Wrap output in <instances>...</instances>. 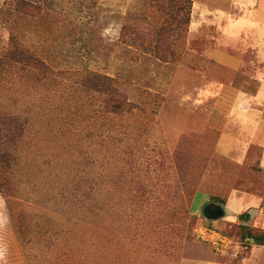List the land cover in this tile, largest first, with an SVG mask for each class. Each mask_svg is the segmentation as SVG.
I'll list each match as a JSON object with an SVG mask.
<instances>
[{
	"label": "rangeland",
	"instance_id": "rangeland-1",
	"mask_svg": "<svg viewBox=\"0 0 264 264\" xmlns=\"http://www.w3.org/2000/svg\"><path fill=\"white\" fill-rule=\"evenodd\" d=\"M15 1L0 0V55L14 34L51 71L48 79L20 67L0 76V109L29 120L14 178L31 227L17 237L0 194V264H264V245L242 229L264 231V177L240 172L264 141L229 118L239 93L264 99V0H218L208 12L193 0L176 58L174 36L160 38L167 61L131 45L149 43L162 25L154 0H29L39 10L28 14ZM124 25L140 29L139 39L122 35ZM225 54L242 66H225ZM92 72L117 78L145 110L85 112L82 80ZM175 152L195 158L187 181L200 189L191 200ZM228 188V215L207 220L211 192ZM247 212L255 216L245 224ZM204 228L228 237L225 251L204 239Z\"/></svg>",
	"mask_w": 264,
	"mask_h": 264
},
{
	"label": "trees",
	"instance_id": "trees-1",
	"mask_svg": "<svg viewBox=\"0 0 264 264\" xmlns=\"http://www.w3.org/2000/svg\"><path fill=\"white\" fill-rule=\"evenodd\" d=\"M155 7L163 12L165 19L159 27L156 26L153 31L154 36L149 43L145 41H134L131 45H139L149 50L157 58L161 60H168L167 54H164L168 47L164 46L160 38L164 34L172 35L175 38V58L176 47L183 41L190 28L191 14L193 8V0H154ZM14 9L18 13L28 14V8L33 7L39 10L37 5H34L29 0H16L14 2ZM9 13L12 7L9 5ZM152 26V27H154ZM129 29V30H128ZM152 28H149V30ZM139 30L136 27H128L124 25L122 35L126 31L130 32L133 39H139ZM148 30V31H149ZM141 31V30H140ZM152 36V35H151ZM130 43V42H128ZM170 46V45H169ZM170 51V50H169ZM173 53V51L171 50ZM20 67L26 74H30V69L38 70L35 73L41 79H48L50 77L51 67L44 59L39 58L29 47L21 43L18 37L11 34L9 49L0 55V76H4L9 72L15 71ZM33 71V70H32ZM33 72H31L32 74ZM82 86L85 93L89 96L88 106L85 112L95 115L99 118H124L127 115L137 114L143 111L141 104L133 102L128 94L120 85V81L110 75L100 72H92L84 77ZM145 110V109H144ZM28 118L20 114L6 112L0 109V194L6 200V207L9 213L10 220L14 227L18 238L26 236L31 232V227L27 223V212L25 209L18 206L16 196L18 188L14 178L15 162L17 160L18 142L22 138L25 128L28 125ZM254 148V147H253ZM256 149V148H255ZM263 146L255 150L256 158H249L246 163V168L240 170L241 174L251 178L264 177V168L261 167V159L263 156ZM196 157V156H195ZM192 155L185 153L174 154V161L179 173V179L185 186L191 200L199 186H195L187 179L191 175L193 167ZM216 159V158H215ZM236 167V166H235ZM236 170L237 169L236 167ZM143 189V188H139ZM232 188H228L223 196L215 193L210 194L212 201H217L222 204L226 203V194L231 192ZM181 205H183V196L178 195ZM183 198V199H182ZM178 218L184 219L183 208L178 209ZM246 231L247 238H252L255 243L264 245V231L256 233L250 226H242ZM250 245V244H249Z\"/></svg>",
	"mask_w": 264,
	"mask_h": 264
},
{
	"label": "crops",
	"instance_id": "crops-1",
	"mask_svg": "<svg viewBox=\"0 0 264 264\" xmlns=\"http://www.w3.org/2000/svg\"><path fill=\"white\" fill-rule=\"evenodd\" d=\"M217 2L218 0H194V8H196L197 5H201L203 7V10H206L207 12L214 9L218 10L219 7L218 4L221 3V0L219 1V3ZM260 57H262L261 53H260ZM220 62L232 69L239 68L243 64V62L240 61L237 57H233L232 55H228V54L221 56ZM260 84L261 82L259 81L258 89H260ZM262 102L263 104H261ZM258 107H264V99H256L255 94L249 96L248 93L241 92L237 95L236 100L234 101V105H233L234 109L231 112V114H229V118L230 116L232 117V115L235 114L239 118V123L243 126H246L248 128L247 130L253 133L251 138L262 137L264 141V111L261 108H260L261 111L259 112L255 111V109H257ZM263 148H264V142H263ZM263 156H264V150H263ZM255 209H257V207ZM261 213L262 212H259L258 210L257 215L259 216ZM253 216H255L254 213H252V218Z\"/></svg>",
	"mask_w": 264,
	"mask_h": 264
},
{
	"label": "water",
	"instance_id": "water-1",
	"mask_svg": "<svg viewBox=\"0 0 264 264\" xmlns=\"http://www.w3.org/2000/svg\"><path fill=\"white\" fill-rule=\"evenodd\" d=\"M204 217L209 221H218L225 218L228 215V210L225 208L224 204L217 201H210L206 203L202 209ZM245 224H248L252 218V213L247 212L241 215ZM251 241L253 239H250Z\"/></svg>",
	"mask_w": 264,
	"mask_h": 264
},
{
	"label": "built area",
	"instance_id": "built-area-1",
	"mask_svg": "<svg viewBox=\"0 0 264 264\" xmlns=\"http://www.w3.org/2000/svg\"><path fill=\"white\" fill-rule=\"evenodd\" d=\"M201 233L204 239L216 245L214 248L217 251H225L224 249L227 248L228 237L220 233L217 228H204Z\"/></svg>",
	"mask_w": 264,
	"mask_h": 264
}]
</instances>
